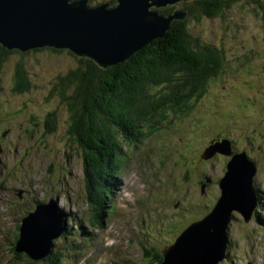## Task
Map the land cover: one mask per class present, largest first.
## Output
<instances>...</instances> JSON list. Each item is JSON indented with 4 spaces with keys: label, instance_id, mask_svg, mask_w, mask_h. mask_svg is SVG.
I'll use <instances>...</instances> for the list:
<instances>
[{
    "label": "rangeland",
    "instance_id": "374dc122",
    "mask_svg": "<svg viewBox=\"0 0 264 264\" xmlns=\"http://www.w3.org/2000/svg\"><path fill=\"white\" fill-rule=\"evenodd\" d=\"M186 1L177 2V8L180 9ZM236 7L234 5L226 11L228 23H236L230 29L231 34H234L231 36H237L239 41L263 39L261 17L242 12ZM205 33L203 39L219 43L220 35L214 36L211 30ZM236 48L226 50L231 67L229 70L234 69L231 64L238 59ZM257 48L264 53V42H259ZM17 59L18 55L12 56L4 66L3 84L11 83ZM75 61L66 51L59 54L49 51L29 53L24 66L33 85L28 91L17 94L6 90L0 97V264H34L31 260L41 264L64 261L65 264L84 263H77L78 257L73 249L63 244L60 238L54 240V254L46 253L42 260L22 257L14 244L8 242L7 238L14 241L20 235L22 215L28 211L27 206H35V202L28 198L31 193L45 201L51 197L58 199L68 212L73 210L75 221L82 222L80 226H87L90 231L98 233L101 242L93 240V244L85 249L86 253L80 254L81 257L88 254L85 260L87 264H159L163 257L161 245L171 243L166 242L164 237L167 241L175 238L178 227L183 230L193 218L210 211L220 195L218 181L223 174L224 158L205 161L202 156L213 137L229 134V130H225L221 123H234L231 127L234 131H243L239 134L231 132L229 135L235 138L240 136L239 147L249 151L250 141L259 142V146L251 153L256 155L254 159L260 165L257 180L264 185V110L260 112L254 106L257 104L264 109V87L254 88L263 74L261 67H256L249 60L247 64L255 67H251L247 76L244 75L246 70H242L237 75L228 72L226 80L208 81L206 92L198 102H194L190 114L189 108L187 112L170 111L161 126L153 125L152 129H148L138 146L129 150L128 157L126 154L120 155L121 168L118 171L123 180L125 196L133 198L129 190L137 196L145 195L139 198H145L141 200L144 208L137 205L140 210L130 211L132 206L129 204L127 209L110 213L104 224H98L94 218L98 210H95L89 198L85 199L87 190L81 188L87 185L82 154L68 143L64 135L68 108L60 105L57 98L50 94V81L59 71L72 67ZM55 104L58 105L63 127L47 133L45 126L40 124L37 127L34 123L38 122V116L53 111ZM194 118L197 121H193ZM194 122H200L199 125L203 127L198 140L194 136L188 139L194 133L192 126H197ZM254 124H260L256 127L258 131L253 130ZM185 127V132H182ZM258 132L262 135L258 136ZM122 149L125 151L128 147L123 146ZM205 176L210 177L211 182L202 192L201 182ZM20 188L26 194L22 198L18 194ZM169 194L168 203H164L163 197ZM153 202L156 206L152 205ZM145 205L150 206L146 208ZM142 210L152 213L149 220L144 218ZM158 210L164 213L158 214ZM262 211L264 215V204ZM162 221L167 222L164 228L160 226ZM256 224L259 225L258 220ZM252 225L253 222H246L243 215L235 212L229 247L231 258L220 264H250L255 261L252 264H264V226L261 224L263 230L258 228L260 231L257 233L251 229ZM75 229L79 230L77 224ZM160 232L165 236L161 237ZM34 233L37 234V231L34 230ZM190 244H196L195 239L184 246ZM76 247L79 248L78 245ZM176 249L179 251V247Z\"/></svg>",
    "mask_w": 264,
    "mask_h": 264
},
{
    "label": "trees",
    "instance_id": "16d2710c",
    "mask_svg": "<svg viewBox=\"0 0 264 264\" xmlns=\"http://www.w3.org/2000/svg\"><path fill=\"white\" fill-rule=\"evenodd\" d=\"M109 1L115 3V0ZM100 3V0H90L93 6ZM234 5L242 12L257 14L264 25V0H188L181 7L187 14L174 19L161 37L153 39L124 61L108 67L91 58L77 56L68 49L45 46L21 51L0 44V97L6 90L17 94L28 91L33 85L24 66L29 53L66 51L76 60L72 67L59 71L50 81V94L68 108L64 135L82 154L83 171L91 187L90 196L96 197L93 199L102 205L104 183L95 188V183L103 178L101 175L118 173L120 155L128 157L129 148L137 146L144 130L153 125L161 126L170 110L187 111L194 105L193 100L203 97L208 81L226 80L228 72L237 75L242 70H246L244 75L247 76L251 67L256 66L261 67L263 75L254 88L264 87V53L257 48L264 38L239 41L237 36H231L234 34L230 29L236 23H228L226 11ZM177 9L176 4L159 8L165 14ZM208 30L214 36L220 35L219 43L202 38ZM228 48L237 49L238 64L237 61L231 64L233 70H229ZM17 55L19 60L15 63L11 83L3 84L4 66ZM249 60L255 66L248 65ZM55 107L38 116V122L34 123L37 127L45 126L47 133L63 127L58 105ZM123 146L128 149L123 151ZM20 255L29 257L26 253Z\"/></svg>",
    "mask_w": 264,
    "mask_h": 264
},
{
    "label": "water",
    "instance_id": "95a60500",
    "mask_svg": "<svg viewBox=\"0 0 264 264\" xmlns=\"http://www.w3.org/2000/svg\"><path fill=\"white\" fill-rule=\"evenodd\" d=\"M179 1L115 0V4L108 0L93 6L90 0H0V44L21 51L45 46L68 49L108 67L161 37L174 19L184 17L187 12L182 9L169 14L159 10ZM256 170L245 153L234 156L222 179L218 204L202 220L188 226L176 243L166 249L168 260L163 264H218L224 258L231 212L242 211L241 206L249 202ZM59 209L54 199L40 204L33 215L24 219L19 246L28 229L35 225L48 242L58 237L64 222ZM194 239L196 244L184 246ZM18 249L34 256L48 251L35 255L26 246Z\"/></svg>",
    "mask_w": 264,
    "mask_h": 264
},
{
    "label": "bare ground",
    "instance_id": "6f19581e",
    "mask_svg": "<svg viewBox=\"0 0 264 264\" xmlns=\"http://www.w3.org/2000/svg\"><path fill=\"white\" fill-rule=\"evenodd\" d=\"M229 182H232V178L230 177V179H229ZM230 191V190H229ZM21 204V203H20ZM21 209V208H20ZM22 214V213H21ZM256 217H258L257 215H256ZM35 227H36V225H35ZM35 230V229H34ZM38 230V229H37ZM37 233H38V231H37ZM33 235H34V233H33ZM35 240V237H32L31 238V240H30V242L31 243H33V241ZM84 240H86V238H84Z\"/></svg>",
    "mask_w": 264,
    "mask_h": 264
}]
</instances>
